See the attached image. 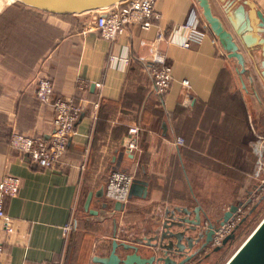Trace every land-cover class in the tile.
Instances as JSON below:
<instances>
[{
    "label": "crops",
    "instance_id": "obj_1",
    "mask_svg": "<svg viewBox=\"0 0 264 264\" xmlns=\"http://www.w3.org/2000/svg\"><path fill=\"white\" fill-rule=\"evenodd\" d=\"M253 1L264 13V0ZM210 2L246 56L249 73L242 77L198 0H157L161 16L151 28L134 23L114 41L93 28L94 12L70 19L28 12L0 33V180L8 172L22 178L5 205L14 231L0 223L2 264H102L95 258L109 255L113 239L151 236L161 209L184 206L194 218L198 207L205 226L251 197L264 175L250 124L252 116L264 131L263 34L252 27L245 0ZM193 6L206 36L184 47ZM158 30L163 39L156 40ZM152 45L172 66L173 81L163 95L146 69ZM112 53L118 56L114 64ZM130 54L145 64H128ZM40 76L82 106L61 168L40 167L8 141L13 128L44 136L53 130V105L36 96ZM132 126L138 127L137 148L130 150ZM135 161L129 200L117 206L106 196L109 174ZM71 218L74 229L66 239L63 226Z\"/></svg>",
    "mask_w": 264,
    "mask_h": 264
},
{
    "label": "built area",
    "instance_id": "obj_2",
    "mask_svg": "<svg viewBox=\"0 0 264 264\" xmlns=\"http://www.w3.org/2000/svg\"><path fill=\"white\" fill-rule=\"evenodd\" d=\"M157 0H125L116 5L105 9L92 11L95 16L92 21L95 28L103 37L116 40L126 29L134 24L140 23L143 29H149L152 26V20L161 16L156 7ZM199 18V9L193 6L185 22V28L188 30L187 37L181 41L184 47L191 46L192 43H200L206 36V30L203 29ZM207 28V26H205ZM204 27V28H205ZM164 38L162 30L157 31L156 40ZM150 53V72L154 79L156 91L165 94L173 81L172 66L166 61V55L156 45L149 49ZM118 59L116 53L110 55V63L114 64ZM123 60L128 62L127 57ZM182 84L189 92L191 89L190 80L184 78ZM36 96L42 102H51L54 108L53 130L48 136L42 134H29L13 128L9 133L10 145L19 150L21 154L29 157V160L42 168H61L63 166L64 156L67 151L76 129L77 122L81 116L82 106L71 96H55L53 83L48 76H40L37 79ZM190 93L186 100L191 101ZM255 139L253 148L258 156L259 164L264 170V132H260L251 125ZM138 131L137 126L129 129L126 146L133 150L137 148L135 134ZM177 142L184 143L183 137H178ZM84 166V164L82 165ZM139 164L135 161L132 166L126 169H115L109 174L106 186V196L114 201L126 202L129 200L131 185L137 176ZM22 184V178L13 173H6L0 180V223L9 233L14 231L12 216L6 211V202L9 198L18 194ZM256 192L251 197L243 201L234 214L224 224L219 225L213 236V245H220L223 239L236 228V226L247 215L248 211L256 205L264 194V179L257 185ZM263 190V191H262ZM263 193H258V192ZM252 210V209H251ZM74 219H70L63 226V234L67 239L74 229ZM208 224V221L206 222ZM4 247L0 243V264ZM32 264H64L63 260H57L53 263H32Z\"/></svg>",
    "mask_w": 264,
    "mask_h": 264
},
{
    "label": "water",
    "instance_id": "obj_3",
    "mask_svg": "<svg viewBox=\"0 0 264 264\" xmlns=\"http://www.w3.org/2000/svg\"><path fill=\"white\" fill-rule=\"evenodd\" d=\"M122 1L125 0H12L11 3L56 15L97 11ZM198 2L205 20L218 37L222 48L229 57L237 60L241 77L248 74L246 56L241 51L234 34L226 27L221 17L214 13L210 0H198ZM245 4L249 7L248 13L252 20V27L263 34L259 44L264 54V13L253 0H245ZM262 67L260 73L264 83V62ZM250 77L253 80V77ZM242 203L231 204L217 222L208 221L207 226H204L198 207L195 209L194 218H190L191 210L184 206L166 207L155 215L156 225L150 230L151 236L139 237L130 241L113 239L109 255L97 256L98 259L95 258V260L102 264H186L193 257L190 251L194 245L202 241L199 250H204L213 240L219 225L234 217ZM122 205V202L117 201V206ZM245 217L223 239L222 244L214 248V251L221 250L236 239L238 228ZM225 264H264V218Z\"/></svg>",
    "mask_w": 264,
    "mask_h": 264
},
{
    "label": "rangeland",
    "instance_id": "obj_4",
    "mask_svg": "<svg viewBox=\"0 0 264 264\" xmlns=\"http://www.w3.org/2000/svg\"><path fill=\"white\" fill-rule=\"evenodd\" d=\"M10 4L11 3H9V0H0V14ZM0 49L4 50V45L2 43H0ZM250 119H251L250 120L251 125L257 128L260 132H264L262 131L263 129H261V126L258 123L256 124L252 116L250 117ZM257 179H258L257 183L260 184L264 179V175H258ZM256 188L253 189L254 192L257 191ZM262 191L258 193H263L264 191L263 192ZM251 209L248 211L247 215L249 214ZM263 218H264V203L256 213L251 215L249 220L242 226V228H240L237 231L236 239L232 241L230 244L223 247L221 250L217 251L212 257L205 260L203 264H225L230 259V257L236 252V250L242 245V243L248 238V236L252 233V231L257 227V225L262 221Z\"/></svg>",
    "mask_w": 264,
    "mask_h": 264
},
{
    "label": "trees",
    "instance_id": "obj_5",
    "mask_svg": "<svg viewBox=\"0 0 264 264\" xmlns=\"http://www.w3.org/2000/svg\"><path fill=\"white\" fill-rule=\"evenodd\" d=\"M28 12H37L38 13V11H36V10L24 7V6L19 5L17 3H11L0 14V33L4 34L5 30L9 29L12 25H15V23H19L20 22V17H22L23 14L28 13ZM56 16L61 17V18L70 19V18H74L77 15L76 14H72V13H67V14H56ZM0 43H2L4 45V41H3V37L2 36L0 37ZM133 61H138V62H141L142 64H145V62H143V60H141L139 58L136 59L135 56L130 54L129 63L128 64H131V62H133ZM147 68L150 71V66H146V69ZM54 94H55V96H63V95L56 94L55 92H54ZM38 100H40V99L38 98ZM8 141H9V144H10L9 137H8ZM68 146H69V144H68ZM67 149H68V147H67ZM263 203H264V194L259 199V201L256 203V206L245 217V220L242 222V224H240L238 230L240 228H242V226L249 220V218L251 217L252 214L256 213L260 209V207L262 206Z\"/></svg>",
    "mask_w": 264,
    "mask_h": 264
},
{
    "label": "flooded vegetation",
    "instance_id": "obj_6",
    "mask_svg": "<svg viewBox=\"0 0 264 264\" xmlns=\"http://www.w3.org/2000/svg\"><path fill=\"white\" fill-rule=\"evenodd\" d=\"M212 241L202 251L199 250L202 241L201 242H198L197 244H195L194 247H193V249H192V251H190V253H193V257L186 264H203L205 260H207L208 258L212 257L217 252V251H214V248L217 245H213V242Z\"/></svg>",
    "mask_w": 264,
    "mask_h": 264
},
{
    "label": "bare ground",
    "instance_id": "obj_7",
    "mask_svg": "<svg viewBox=\"0 0 264 264\" xmlns=\"http://www.w3.org/2000/svg\"><path fill=\"white\" fill-rule=\"evenodd\" d=\"M12 2V0H9V3H11Z\"/></svg>",
    "mask_w": 264,
    "mask_h": 264
}]
</instances>
